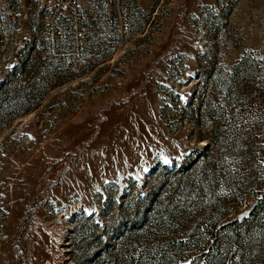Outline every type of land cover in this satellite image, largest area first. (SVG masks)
Returning a JSON list of instances; mask_svg holds the SVG:
<instances>
[{
	"label": "rangeland",
	"instance_id": "1",
	"mask_svg": "<svg viewBox=\"0 0 264 264\" xmlns=\"http://www.w3.org/2000/svg\"><path fill=\"white\" fill-rule=\"evenodd\" d=\"M53 1L0 0V264H264V0Z\"/></svg>",
	"mask_w": 264,
	"mask_h": 264
},
{
	"label": "built area",
	"instance_id": "2",
	"mask_svg": "<svg viewBox=\"0 0 264 264\" xmlns=\"http://www.w3.org/2000/svg\"><path fill=\"white\" fill-rule=\"evenodd\" d=\"M54 1L53 0H48V5H51ZM80 5V2L79 0H65V2L63 3V11L64 13L65 12H68V9H77ZM2 11L0 10V15H1ZM54 35L56 38H60V39H64L66 38L67 36H76L77 39L79 40H86L88 39V34L86 31L84 30H80L78 28L75 29V31H68V32H65V31H62V30H56L54 32Z\"/></svg>",
	"mask_w": 264,
	"mask_h": 264
}]
</instances>
